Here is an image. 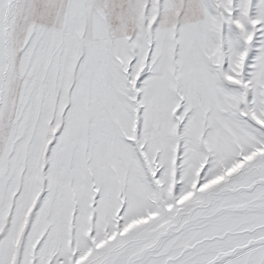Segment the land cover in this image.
<instances>
[{"label":"rangeland","instance_id":"obj_1","mask_svg":"<svg viewBox=\"0 0 264 264\" xmlns=\"http://www.w3.org/2000/svg\"><path fill=\"white\" fill-rule=\"evenodd\" d=\"M73 1L128 63L41 151L0 135V264H264V0ZM40 2L0 0V124Z\"/></svg>","mask_w":264,"mask_h":264},{"label":"crops","instance_id":"obj_2","mask_svg":"<svg viewBox=\"0 0 264 264\" xmlns=\"http://www.w3.org/2000/svg\"><path fill=\"white\" fill-rule=\"evenodd\" d=\"M58 1L52 0L49 7L46 0H41L40 26L28 27L23 47L18 53L14 50L13 56L10 54L14 63L13 77L8 83V100L4 109L6 120L0 124V127H7L0 131L5 141L38 144L39 151L52 136V127L57 126L61 110L71 111L73 118L81 122L80 106L92 109L90 103L95 90L115 87L116 80H122L121 65L124 67L128 63L123 61L126 44L117 43L112 38L110 23L105 37L94 38L93 44L87 41V31L95 29L92 23L95 6L92 10L88 8L87 12L78 11L79 17L75 15L76 1L68 0L64 16L62 0L57 14ZM49 9L50 18L47 17ZM100 55L106 64L103 84L98 83L101 79L95 69L90 71L88 65L84 66L87 59ZM84 116V119L88 118V110ZM28 150L30 153L31 149Z\"/></svg>","mask_w":264,"mask_h":264}]
</instances>
